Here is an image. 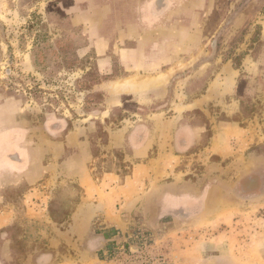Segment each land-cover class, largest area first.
<instances>
[{"label":"rangeland","instance_id":"obj_1","mask_svg":"<svg viewBox=\"0 0 264 264\" xmlns=\"http://www.w3.org/2000/svg\"><path fill=\"white\" fill-rule=\"evenodd\" d=\"M5 8L0 264H264V0ZM167 194L159 227L90 247L98 212Z\"/></svg>","mask_w":264,"mask_h":264},{"label":"crops","instance_id":"obj_2","mask_svg":"<svg viewBox=\"0 0 264 264\" xmlns=\"http://www.w3.org/2000/svg\"><path fill=\"white\" fill-rule=\"evenodd\" d=\"M6 2L7 0H0V25L2 24L1 19H2V14L6 13ZM136 175V174H135ZM135 175H130L129 178L127 179V183L132 181L133 179L136 178ZM131 185V184H130ZM130 187V186H129ZM183 203L182 200L177 195L173 194H167L164 196L163 199H161L159 207H160V212L157 213L158 215L155 216V212L153 211V206L150 209V212L147 211V208H145V211L140 212L139 214H135V209L132 207H127L125 209L117 210V211H102V213H97L96 215L99 217L100 224L102 225V229H109L110 234L106 237L105 232H100L96 236L91 235L92 242L90 243L91 248H102L107 244V241L110 238H113L117 235V233L120 232H125L130 227L136 223L139 225H142L146 228L152 229L159 227L161 225L160 222V216H165L166 214H172L175 208ZM101 212V211H100ZM154 213V214H153ZM4 214V213H3ZM91 211L90 209H86L84 203L82 202L78 209L77 212L74 215V218H80V223L82 225H86L90 219ZM166 215V216H167ZM5 218L6 222H9L10 217L8 214L6 215ZM75 220L73 219V224H75ZM90 222V221H89ZM5 223V224H7ZM2 226V225H0ZM68 262V261H66ZM61 262L59 264H87L85 261H81L80 259H74V260H69V263ZM120 264L118 261H111V262H104L101 261L100 264Z\"/></svg>","mask_w":264,"mask_h":264}]
</instances>
